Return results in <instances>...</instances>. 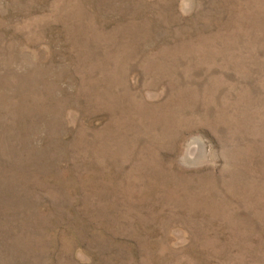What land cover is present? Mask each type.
Returning <instances> with one entry per match:
<instances>
[{
	"label": "rangeland",
	"instance_id": "374dc122",
	"mask_svg": "<svg viewBox=\"0 0 264 264\" xmlns=\"http://www.w3.org/2000/svg\"><path fill=\"white\" fill-rule=\"evenodd\" d=\"M0 264H264V0H0Z\"/></svg>",
	"mask_w": 264,
	"mask_h": 264
}]
</instances>
